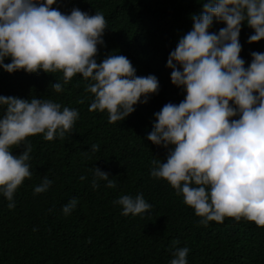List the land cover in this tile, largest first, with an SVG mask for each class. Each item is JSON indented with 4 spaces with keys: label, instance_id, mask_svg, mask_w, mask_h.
I'll return each instance as SVG.
<instances>
[{
    "label": "trees",
    "instance_id": "obj_1",
    "mask_svg": "<svg viewBox=\"0 0 264 264\" xmlns=\"http://www.w3.org/2000/svg\"><path fill=\"white\" fill-rule=\"evenodd\" d=\"M0 264H264V0H0Z\"/></svg>",
    "mask_w": 264,
    "mask_h": 264
}]
</instances>
